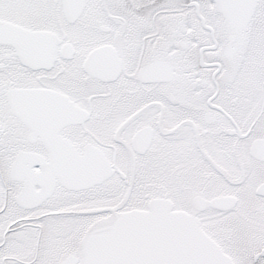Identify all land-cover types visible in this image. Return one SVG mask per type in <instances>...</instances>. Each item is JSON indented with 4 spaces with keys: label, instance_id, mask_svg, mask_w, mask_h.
<instances>
[{
    "label": "snow or ice",
    "instance_id": "1",
    "mask_svg": "<svg viewBox=\"0 0 264 264\" xmlns=\"http://www.w3.org/2000/svg\"><path fill=\"white\" fill-rule=\"evenodd\" d=\"M0 264H264V0H0Z\"/></svg>",
    "mask_w": 264,
    "mask_h": 264
}]
</instances>
